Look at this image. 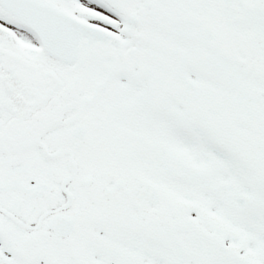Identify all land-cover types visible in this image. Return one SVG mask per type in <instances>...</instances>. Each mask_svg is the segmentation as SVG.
<instances>
[{
  "label": "snow or ice",
  "instance_id": "snow-or-ice-1",
  "mask_svg": "<svg viewBox=\"0 0 264 264\" xmlns=\"http://www.w3.org/2000/svg\"><path fill=\"white\" fill-rule=\"evenodd\" d=\"M0 264H264V0H0Z\"/></svg>",
  "mask_w": 264,
  "mask_h": 264
}]
</instances>
